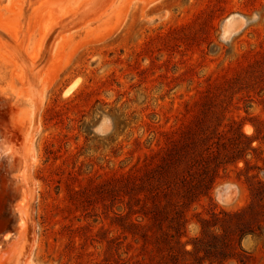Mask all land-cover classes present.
Listing matches in <instances>:
<instances>
[{"label":"rangeland","instance_id":"1","mask_svg":"<svg viewBox=\"0 0 264 264\" xmlns=\"http://www.w3.org/2000/svg\"><path fill=\"white\" fill-rule=\"evenodd\" d=\"M3 260L264 264V0H0Z\"/></svg>","mask_w":264,"mask_h":264},{"label":"bare ground","instance_id":"2","mask_svg":"<svg viewBox=\"0 0 264 264\" xmlns=\"http://www.w3.org/2000/svg\"><path fill=\"white\" fill-rule=\"evenodd\" d=\"M101 2V1H100ZM101 4V3H100ZM103 5V4H102ZM8 30V29H7ZM9 31V30H8ZM71 89H69V91H70ZM28 146V145H27ZM14 151H16L17 152V150L18 149H13ZM18 154H20V155H22L24 158H25V163L27 164L26 166V171H25V173H24V181H26V183L28 182V180H29V178H30V173H29V164H28V154H27V152H26V148H25V145H24V152H21V151H19V152H17ZM31 156V155H30ZM30 187H28V189H29ZM27 194V193H26ZM32 197V194H30V195H26V197H25V203L23 204V203H21L22 205H20L19 206V211H20V214H21V216H22V220H21V228L23 229V231L20 233V234H24L25 233V231H27V229H28V222H29V219H30V209H29V200H30V198ZM29 231V230H28ZM27 231V232H28ZM26 232V233H27ZM28 240V239H27ZM29 241V240H28ZM28 244H29V242H28ZM14 248V247H13ZM15 250V252H17L18 253V250L16 251V249H14ZM11 252H12V250H11ZM13 254V253H12ZM6 256V255H5ZM1 262V261H0ZM1 264H7L6 263V260H3V262L1 263Z\"/></svg>","mask_w":264,"mask_h":264},{"label":"water","instance_id":"3","mask_svg":"<svg viewBox=\"0 0 264 264\" xmlns=\"http://www.w3.org/2000/svg\"><path fill=\"white\" fill-rule=\"evenodd\" d=\"M14 234V233H13Z\"/></svg>","mask_w":264,"mask_h":264}]
</instances>
